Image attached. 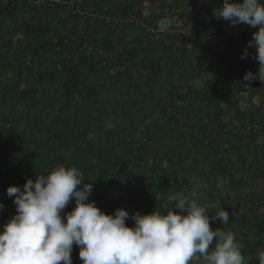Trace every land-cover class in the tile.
<instances>
[{
	"label": "trees",
	"instance_id": "1",
	"mask_svg": "<svg viewBox=\"0 0 264 264\" xmlns=\"http://www.w3.org/2000/svg\"><path fill=\"white\" fill-rule=\"evenodd\" d=\"M222 5L0 0V231L16 213L9 186L76 166L93 185L89 200L107 213L122 204L130 216L162 211L174 196L209 216L223 206L229 222L211 227L235 235L244 264H259L264 187H249L264 182V88L244 80L259 62L214 17ZM176 16L194 19L187 33L153 35ZM120 25L142 33L127 40ZM237 27L248 44L259 30ZM74 207L73 199L62 215ZM72 261L83 264L77 246Z\"/></svg>",
	"mask_w": 264,
	"mask_h": 264
},
{
	"label": "clouds",
	"instance_id": "2",
	"mask_svg": "<svg viewBox=\"0 0 264 264\" xmlns=\"http://www.w3.org/2000/svg\"><path fill=\"white\" fill-rule=\"evenodd\" d=\"M213 15L232 27L259 26L248 44L256 49L258 72L246 71L244 80L264 83V0H223ZM248 54L245 50L243 57ZM85 179L78 167L60 165L29 178L23 188L9 186L16 213L0 231V264H73L74 246L83 264H244L243 244L235 235L211 227L210 221L229 222L233 213L223 206L209 216L210 208L174 196L162 211L107 213L89 200L93 185ZM73 199L75 207L62 215ZM129 218L134 225L126 223ZM255 257L264 264V249Z\"/></svg>",
	"mask_w": 264,
	"mask_h": 264
},
{
	"label": "rangeland",
	"instance_id": "3",
	"mask_svg": "<svg viewBox=\"0 0 264 264\" xmlns=\"http://www.w3.org/2000/svg\"><path fill=\"white\" fill-rule=\"evenodd\" d=\"M219 2H222L223 3V0H219ZM147 5V4H146ZM170 19V25H169V28L167 30H162L160 28V30H153V35L156 37L157 35L160 36H164V37H167V39H170V36L167 35V33L169 32V29L172 27V32H175V31H181V32H188L189 29L191 28V26L193 25V21L194 19H188V18H181L180 16H176L174 18H171V17H168ZM147 25V23H145ZM124 31V25H120L119 26V29H118V33H122ZM124 34H126V38L127 40H130L132 39L134 36L138 35V34H141L142 33V30L141 29H128L126 31L123 32ZM152 35V34H151ZM193 40H197V41H203V40H199L197 36H194L193 37ZM217 40H221V38L219 37H213V38H210L208 41L212 42V41H217ZM233 40H234V44L241 48L242 50H247L249 54H253L255 53L256 49L251 47L249 48L248 47V43L247 41L245 40L244 36L238 34V35H235L233 37ZM167 73L166 75H164L162 77V81H166L167 79ZM213 76H217L218 75H213ZM176 78V76H175ZM197 83L199 85H202L203 84V80L202 79H198L197 80ZM259 99H260V94H257V96L255 97V101L256 103L258 104L259 103ZM240 105V104H239ZM255 106L252 105L251 108H254ZM264 187V182H259L256 186L255 185H251L249 187L250 190H255V189H262ZM125 206V204H122L119 206V208H123Z\"/></svg>",
	"mask_w": 264,
	"mask_h": 264
},
{
	"label": "water",
	"instance_id": "4",
	"mask_svg": "<svg viewBox=\"0 0 264 264\" xmlns=\"http://www.w3.org/2000/svg\"><path fill=\"white\" fill-rule=\"evenodd\" d=\"M187 9L191 10L190 6H186ZM160 28L162 30H167L169 28L170 25V19L169 18H163L160 20L159 22ZM225 28H227L232 34L234 35H238L239 34V29L237 26L232 27V26H228V25H224Z\"/></svg>",
	"mask_w": 264,
	"mask_h": 264
},
{
	"label": "built area",
	"instance_id": "5",
	"mask_svg": "<svg viewBox=\"0 0 264 264\" xmlns=\"http://www.w3.org/2000/svg\"><path fill=\"white\" fill-rule=\"evenodd\" d=\"M261 87H263V88H264V83H262Z\"/></svg>",
	"mask_w": 264,
	"mask_h": 264
}]
</instances>
